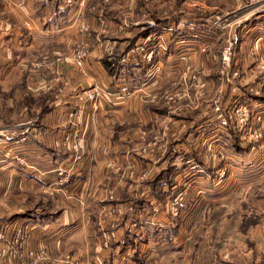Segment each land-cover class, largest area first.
Masks as SVG:
<instances>
[{"label": "crops", "instance_id": "0c3cea01", "mask_svg": "<svg viewBox=\"0 0 264 264\" xmlns=\"http://www.w3.org/2000/svg\"><path fill=\"white\" fill-rule=\"evenodd\" d=\"M229 1L187 2V6L172 9V23L199 18L208 22L215 15L231 16L232 21L236 18L233 31L239 44L233 67L240 71V78L227 79L218 107L200 109L182 136L184 119L171 123L172 144H168V133V140L156 153L160 160L155 180L125 178L128 186L116 188L119 176L113 174L106 179L109 160L128 167L126 161L131 158L138 168L145 162L132 149V143L124 140L125 132L118 129L135 120L148 132L165 133L168 131L162 128L170 123L162 115L142 110L141 98L133 101L120 93L121 80L133 78L132 86L139 89L136 95L154 81L162 85L165 78L168 81V77L185 71L187 56L198 59L202 53L197 44L190 41L189 34L183 35L185 31L168 35L175 54L168 52L166 60L171 62L163 63L166 66L154 81L143 85L145 71L137 65L114 81L98 47L100 27L95 16L90 17L93 35H84L69 24L74 11L90 9L94 1L88 7L86 1L82 7L76 4L69 11L63 0H0V134L3 127L21 120L32 118L38 125L28 141L15 143L10 139L0 147V218L11 226L27 227L31 242L47 248L52 255L45 264H264V139L258 143L245 140L232 126L220 127L217 115V111L226 110L234 95L264 103V78L256 66L264 50V10L232 17L230 9L221 8L222 4L243 12L245 1L233 5ZM111 4L115 16H100L99 22H110L118 33L116 26L122 15L115 11L121 5ZM194 7L205 12L220 10L205 15L195 12ZM133 19L134 23L138 21ZM129 33L111 35L114 46ZM223 40V36L217 37L211 46ZM84 41L91 52L86 68L81 69L75 61V48ZM119 44L126 47L124 40ZM93 84L104 89L103 97L98 106L82 104L80 94ZM132 101L139 109L133 117L129 115ZM80 105V118L75 121L85 137V156L74 161L64 141L71 131L69 112ZM151 125L154 128L149 129ZM168 150L172 155L169 158L164 156ZM18 158L25 159L27 165H20ZM190 160L197 161L202 170L188 172ZM150 163L144 164L150 167ZM59 165L70 170L71 183L58 186L55 170ZM221 168L227 169L225 178L217 177ZM151 181H156L160 197H149ZM106 185L114 187L117 199L107 197ZM184 188L188 194L182 214L173 217L163 209L152 223L151 205L155 200L164 202L168 195ZM118 204L121 211L116 209ZM133 221L140 224L130 231ZM0 264L18 261L6 259Z\"/></svg>", "mask_w": 264, "mask_h": 264}, {"label": "rangeland", "instance_id": "374dc122", "mask_svg": "<svg viewBox=\"0 0 264 264\" xmlns=\"http://www.w3.org/2000/svg\"><path fill=\"white\" fill-rule=\"evenodd\" d=\"M94 1L95 5L90 9H82L81 15L84 17V21L89 23L90 29L88 31H81L80 28L79 32L84 35H91L93 31H95L92 27L91 18L95 16L96 20H98L97 24L100 27V31L98 32V35H100L98 47L103 51V64L107 68L108 72H112V78L114 81L117 80V78L122 77L123 73H126V70L128 68H132L135 65L142 66L143 67V85L146 83H151L155 80L158 74L161 75V72L164 69V62H167L166 56L168 55V52H171V41L168 40V35H174L177 31H169L167 28L169 25L173 22V10L175 8H182L184 6H187V2H194L195 0H87L86 4L87 7ZM201 1V0H197ZM222 0H213L211 3V0H205L206 3H220ZM239 0H230L229 2H232V5L234 2ZM113 2H116L120 4L121 6L118 8L115 13L117 15H122L121 20L119 18H116L119 21V24L116 26V30L118 33H116L112 28L113 24L110 22H99L100 16L104 17L106 14L114 17L112 13V4ZM143 6V7H142ZM223 7L230 9V14H232V17H238L239 15H242L243 13H248L249 11H237L235 8H230L229 6H226L222 4ZM198 7V6H197ZM195 8V12H199L205 15H210L211 13H216L220 9H209L206 12L200 10L199 8ZM111 10V11H110ZM241 11V12H240ZM168 15H172L167 17ZM212 15V14H211ZM203 16V15H201ZM212 16L209 18V20H217L218 18H224L225 15H219V16ZM135 18V23L132 22ZM166 20H161V19ZM115 19V20H116ZM201 18H199L197 21H201ZM171 20V22L165 24L167 21ZM232 20V19H231ZM236 18L233 20L235 21ZM202 22V21H201ZM133 23V24H132ZM136 24V25H134ZM130 32L126 37L119 38V42L114 46L112 41V36L121 33L122 35L125 34V32ZM226 30H215L212 29L211 33H206L205 36L210 39V46L206 51H202L199 48L198 43L194 41V39L189 38L190 41H194L197 44V49L202 53L200 56H197L195 58H188L187 56L186 60L189 59L185 66V71L179 72L177 74H174V77L166 81L162 85L157 82H153L152 85L147 89L144 90L141 94L136 95V91L139 90L133 85V78L127 77L126 80H121L120 86H119V92L120 87L123 85V83H126L130 87L131 95L130 97L132 100L135 98H141L143 101L142 110L148 111V113L154 115L159 114L162 115L164 119H167L170 123H165L163 126V130H166L168 132L164 131H158V132H148L147 129L143 126L139 125L138 121L131 120L127 121L125 123V126L122 129L121 132H125L124 135L126 138L124 140H127V142L130 141L132 143V149H134L135 152H137L141 157H143V160H145L146 163H150V167L144 164L143 167L140 166L137 167L136 164L131 160H127V164H130L127 166H123L121 162L117 160H109L106 163V179L109 177L108 172V164L109 162H114L116 165H120L121 167L125 168L126 172H122L124 170L118 169L119 178L117 179L116 188L122 187L126 188V181L125 178L132 177L133 180L138 181L141 174L149 173V175L143 179V182L146 180L153 179L155 180V173L158 172L159 168L156 165L157 162H159L160 155H157L159 148L166 143L169 133V141L168 144L171 145L172 138H170L171 133V123L175 122L178 123L179 121L183 120V125L185 124V128L181 126V132L179 135L182 136V133L189 127V125L192 123L193 118L195 114H197L200 109L204 110H213L214 108L218 107V105L221 103L224 95L223 91V83L226 82L227 79H224L221 70L224 67L223 61H222V49L224 46V40H225V33ZM189 34L188 32H184V36ZM93 35V34H92ZM190 36V35H189ZM223 41H221L217 46L212 47V42L217 37H222ZM126 41V47L120 44L122 41ZM103 41H105V46L103 45ZM212 41V42H211ZM242 41V40H241ZM179 43L177 42V47ZM238 40L236 44V51L238 47ZM194 46L192 45V48L194 50ZM115 47V48H114ZM84 48L88 51V57H90L91 47L86 43L85 41L81 44H79L75 48V57H76V51L78 49ZM117 48V49H116ZM130 49V50H128ZM159 49H161L159 51ZM154 51L152 58L148 59L147 54L150 51ZM172 53V52H171ZM175 54V53H172ZM177 56V55H176ZM202 58H199L201 57ZM87 57V59H88ZM183 56L179 55V59L183 60ZM86 59V60H87ZM86 60L84 63V67L86 65ZM172 60V58L170 59ZM173 60L178 61L177 58H173ZM171 62V61H170ZM167 62V63H170ZM209 62V63H208ZM185 63V62H184ZM108 64L109 68L106 66ZM86 68V67H85ZM114 71H112V70ZM216 74H213L215 73ZM87 73V72H86ZM213 77V83H210V77ZM221 79V81H220ZM162 82V81H161ZM205 82H207V85L205 86ZM99 86L97 84H93L92 87ZM91 87V86H90ZM101 87V86H99ZM143 87V86H142ZM102 88V87H101ZM235 97L232 96L231 100ZM134 101V100H133ZM132 101V106L129 108L131 112H129V115L131 113V116L135 115L137 112H139V109L136 108L134 102ZM217 111L218 115V122L221 114L223 112ZM71 111L69 112V114ZM171 116L173 117L172 120ZM162 118V119H163ZM32 119V118H31ZM132 119V118H131ZM28 120V119H27ZM191 120V121H190ZM25 121V120H21ZM19 122V121H17ZM16 123V122H14ZM12 124V123H11ZM10 125V124H9ZM181 125V122H180ZM7 126V125H6ZM154 128L153 125L149 127ZM141 129V131H140ZM180 129V128H177ZM137 130V133H135ZM192 129H188V132ZM164 136L162 138L161 136ZM177 133L175 132L174 136H176ZM194 137V136H193ZM120 138V137H119ZM131 138V140H129ZM85 146V137L83 140V148ZM164 146V145H163ZM168 150V154L164 153V156H172ZM74 155V154H73ZM84 152L83 157L81 160L84 159ZM146 157L148 159H152V161H146ZM125 162V163H126ZM140 165V162H139ZM131 170L133 172V176L130 174ZM129 171V172H128ZM116 172V173H118ZM123 173V177L122 174ZM128 186V185H127ZM131 187V186H130ZM112 187H108L107 185L104 187L105 193L108 195L107 197L110 199H117L116 197V191ZM152 188V189H151ZM151 190L149 191V197H160V193L158 192L155 185L151 186ZM110 189V190H108ZM182 190H185L182 189ZM180 190V191H182ZM113 193V198H111V194ZM188 193V192H187ZM142 196V194H141ZM168 197V196H167ZM166 197V198H167ZM165 198V200H166ZM159 200H155L154 204L151 206V211L153 215V206L158 203ZM122 206L118 204L116 209L118 210Z\"/></svg>", "mask_w": 264, "mask_h": 264}, {"label": "built area", "instance_id": "2783aa9c", "mask_svg": "<svg viewBox=\"0 0 264 264\" xmlns=\"http://www.w3.org/2000/svg\"><path fill=\"white\" fill-rule=\"evenodd\" d=\"M85 1L87 0H63L64 8L70 11L76 7V4L80 5L78 7H82V4ZM244 1L245 2L242 4L244 10L249 12L264 10V0ZM82 9L83 8H79L77 11H74L75 15L72 17L69 24L70 26L77 25L81 31H88L90 29V25L84 21V17L81 15ZM230 18L231 16H226L224 18H218L217 20L212 19L208 22L180 20L178 23H172L169 25L167 29L174 32H188L190 38L194 39V41L198 43L199 48L202 51H206L210 46V39L205 36L206 33H211L212 29L226 30L224 40L225 43L222 49V61L224 67L222 68L221 73L224 79H238L240 78L241 73L238 69L233 67L236 56L237 38L233 31V21ZM160 50L161 49H159V51ZM153 52L154 51L152 50L147 54L148 59L152 58ZM87 53L88 51L84 48L76 51L75 61L81 69L84 68L85 60L88 57ZM256 66L259 71V75L264 78V50L259 55L256 61ZM120 93H124L128 97L131 95L130 87L126 83H123L120 87ZM103 95V88L99 86H91L84 89L80 94V101L82 104L93 103V105L98 106V103ZM78 107V110L74 109V111L72 110L69 114L71 131L68 133L64 141L65 145H67L74 154V161H80L83 157L84 134L80 124L75 121V119L77 120V118H80L78 112L82 108V105ZM219 119L220 127L229 128L232 126L233 129L237 130L245 140L258 143L264 139V103L236 96L231 100V103L226 110L223 111ZM1 130L0 147L3 143L9 142L10 139H14L15 143L28 141L30 133L38 130V125L35 119H28L7 125ZM5 155L9 156L10 152H6ZM17 160L20 165H27L25 159L18 158ZM188 164V172H197L202 170L201 165L197 161L190 160ZM118 169L124 170L122 172H126L125 168L120 165H116L114 162H109V177L113 174H119ZM55 171L59 177L57 181L58 186H64L71 183V175L69 173L70 170H68L64 165H59ZM129 171L133 176V172L131 170ZM121 174L123 177V173ZM148 175L149 173L141 174L138 181H143V179ZM226 176L227 169H218V178H225ZM187 194V191L182 190L178 193L168 195L164 202L158 201V203L153 206L152 223H155L153 220L157 219L163 209L170 216H180L183 211ZM111 198H113V193L111 194ZM121 210L122 208H119L117 211ZM139 224L140 222L133 221L130 223L128 230H133L138 227ZM103 237L108 238L106 233H103ZM6 259L17 260L18 264H45L53 258L47 248L37 246L31 242L30 232L26 226L23 224H14L11 226V223H6L0 218V261Z\"/></svg>", "mask_w": 264, "mask_h": 264}, {"label": "trees", "instance_id": "16d2710c", "mask_svg": "<svg viewBox=\"0 0 264 264\" xmlns=\"http://www.w3.org/2000/svg\"><path fill=\"white\" fill-rule=\"evenodd\" d=\"M108 68H109V66H108V64L106 65ZM112 70V69H111ZM113 71V70H112ZM114 72V71H113ZM112 73V72H111ZM160 177V176H159ZM151 184L152 185H155L156 184V181H151Z\"/></svg>", "mask_w": 264, "mask_h": 264}]
</instances>
